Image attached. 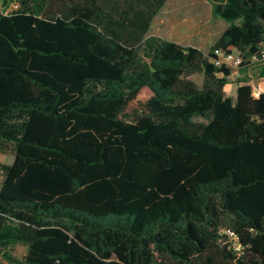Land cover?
Returning a JSON list of instances; mask_svg holds the SVG:
<instances>
[{
    "label": "trees",
    "instance_id": "obj_1",
    "mask_svg": "<svg viewBox=\"0 0 264 264\" xmlns=\"http://www.w3.org/2000/svg\"><path fill=\"white\" fill-rule=\"evenodd\" d=\"M210 1L227 26L208 52L148 35L168 0L0 12L8 263L264 264V91L227 94L214 62L263 48L264 0ZM18 242L23 258L6 250Z\"/></svg>",
    "mask_w": 264,
    "mask_h": 264
},
{
    "label": "rangeland",
    "instance_id": "obj_2",
    "mask_svg": "<svg viewBox=\"0 0 264 264\" xmlns=\"http://www.w3.org/2000/svg\"><path fill=\"white\" fill-rule=\"evenodd\" d=\"M19 1L0 0V12L17 9ZM226 26V21L213 14L210 0H168L154 19L148 35L161 36L183 45L198 46L208 52ZM192 77L199 84L203 83L204 76L202 74H194ZM229 77L232 82H235L241 76L234 73ZM226 91L227 94L234 96L230 86L226 87ZM144 94L149 95V92L145 91ZM14 159V147L11 143H7L0 152V184L3 179L1 164L12 163ZM6 250L14 257L23 258L28 252V245L18 242L6 247ZM0 263L16 264L8 263L3 254H0Z\"/></svg>",
    "mask_w": 264,
    "mask_h": 264
},
{
    "label": "built area",
    "instance_id": "obj_3",
    "mask_svg": "<svg viewBox=\"0 0 264 264\" xmlns=\"http://www.w3.org/2000/svg\"><path fill=\"white\" fill-rule=\"evenodd\" d=\"M215 53L217 56L214 58V62L217 65H224L231 69V74L235 73L239 76H241L240 70L243 65H248V67L264 65V44L261 50L253 52L249 55H246L243 51L235 48H231L230 50L216 48ZM254 94L258 95L259 92L254 90ZM229 233L234 241L235 247L240 249L241 244L238 242L236 233L232 230H229Z\"/></svg>",
    "mask_w": 264,
    "mask_h": 264
},
{
    "label": "crops",
    "instance_id": "obj_4",
    "mask_svg": "<svg viewBox=\"0 0 264 264\" xmlns=\"http://www.w3.org/2000/svg\"><path fill=\"white\" fill-rule=\"evenodd\" d=\"M198 47V46H197ZM201 48V47H199ZM202 49V48H201ZM247 81L250 82L254 89L259 93L264 91V65L254 66L250 68H244L241 72V77L235 82L228 83L227 87L230 86L233 89V95L236 97L238 84Z\"/></svg>",
    "mask_w": 264,
    "mask_h": 264
}]
</instances>
